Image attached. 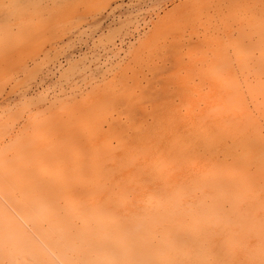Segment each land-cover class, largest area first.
<instances>
[{
  "label": "rangeland",
  "instance_id": "1",
  "mask_svg": "<svg viewBox=\"0 0 264 264\" xmlns=\"http://www.w3.org/2000/svg\"><path fill=\"white\" fill-rule=\"evenodd\" d=\"M5 189L78 262L264 264V0H0V192L70 264ZM0 264H58L1 202Z\"/></svg>",
  "mask_w": 264,
  "mask_h": 264
},
{
  "label": "bare ground",
  "instance_id": "2",
  "mask_svg": "<svg viewBox=\"0 0 264 264\" xmlns=\"http://www.w3.org/2000/svg\"><path fill=\"white\" fill-rule=\"evenodd\" d=\"M5 192L8 194L12 202H15L18 205V207L21 209L22 213L25 215L27 220L30 223H32L40 231V233L52 244V246L60 253V255L63 256L68 261V263L70 264H107L105 259L103 258L104 256H101V255L100 256L91 255L87 257V259L84 262H78L73 257L72 255L73 252L71 251V249L62 245L60 241L62 234L60 231H58L55 227L51 228L50 230L43 229L41 225L43 216L41 215L40 212L38 213L33 212L28 206L24 205L23 203L18 204L17 199L12 194L7 192V190ZM0 202L26 227V229H28L30 234H32V236L43 246V248L52 256V258L58 264H64L57 257V255L48 247V245L42 240V238L29 226V224L25 221V219L18 213V211L12 206V204L9 203V201L3 196L1 192H0ZM123 227L130 241H134V242L137 241L139 243L144 241V234H140L137 232V230H139L140 228H143L144 225L140 223H132V225L129 227H127L126 225H124ZM146 260L148 264H172L171 261L159 259V258L157 259V258L148 257L146 258ZM137 264H140V263H137ZM192 264H199V263H192Z\"/></svg>",
  "mask_w": 264,
  "mask_h": 264
}]
</instances>
